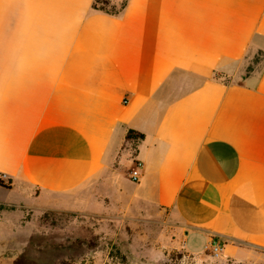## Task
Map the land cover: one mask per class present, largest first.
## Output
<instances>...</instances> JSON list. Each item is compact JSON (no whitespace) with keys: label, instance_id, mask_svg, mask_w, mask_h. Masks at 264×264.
Listing matches in <instances>:
<instances>
[{"label":"crops","instance_id":"0c3cea01","mask_svg":"<svg viewBox=\"0 0 264 264\" xmlns=\"http://www.w3.org/2000/svg\"><path fill=\"white\" fill-rule=\"evenodd\" d=\"M107 3L0 0V189L92 211L75 195L118 181L195 260L216 237L264 264V0ZM135 161L139 183L121 177Z\"/></svg>","mask_w":264,"mask_h":264},{"label":"rangeland","instance_id":"374dc122","mask_svg":"<svg viewBox=\"0 0 264 264\" xmlns=\"http://www.w3.org/2000/svg\"><path fill=\"white\" fill-rule=\"evenodd\" d=\"M108 1L97 6L112 9ZM262 56L249 58L248 69L260 67ZM133 167L122 179L131 181ZM116 185L118 191L110 182L92 181L75 195L77 203H93L92 211L32 209L0 189V264H248L211 250L202 262L195 260L178 244L166 211L131 200L132 189Z\"/></svg>","mask_w":264,"mask_h":264},{"label":"built area","instance_id":"2783aa9c","mask_svg":"<svg viewBox=\"0 0 264 264\" xmlns=\"http://www.w3.org/2000/svg\"><path fill=\"white\" fill-rule=\"evenodd\" d=\"M142 166L143 164L140 161L134 162V167L129 172L130 180L132 182L134 183L140 182L142 178V172H141ZM221 249H222L221 243L217 240L216 237H213L210 245V250L215 254H219L221 252Z\"/></svg>","mask_w":264,"mask_h":264},{"label":"trees","instance_id":"16d2710c","mask_svg":"<svg viewBox=\"0 0 264 264\" xmlns=\"http://www.w3.org/2000/svg\"><path fill=\"white\" fill-rule=\"evenodd\" d=\"M97 2H98V0H95V4H94V7L96 8V9H101V10H107V8H105V7H99V6H97ZM105 4V3H104ZM139 138H143V135L142 134H137V133H135L134 131H130L129 133H128V139H139ZM0 186L1 187H4V188H6V189H11V183H7V184H5L2 180H0Z\"/></svg>","mask_w":264,"mask_h":264}]
</instances>
